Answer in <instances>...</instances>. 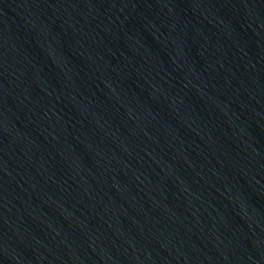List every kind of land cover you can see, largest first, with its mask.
<instances>
[{"label":"water","instance_id":"1","mask_svg":"<svg viewBox=\"0 0 264 264\" xmlns=\"http://www.w3.org/2000/svg\"><path fill=\"white\" fill-rule=\"evenodd\" d=\"M0 264H264V0H0Z\"/></svg>","mask_w":264,"mask_h":264}]
</instances>
